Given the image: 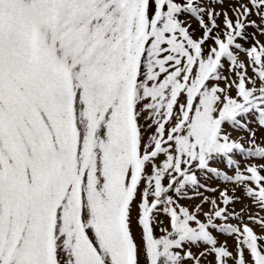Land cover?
I'll return each instance as SVG.
<instances>
[{"label": "snow or ice", "instance_id": "6c2138e0", "mask_svg": "<svg viewBox=\"0 0 264 264\" xmlns=\"http://www.w3.org/2000/svg\"><path fill=\"white\" fill-rule=\"evenodd\" d=\"M232 10L235 20L204 0H0V264H227L212 230L235 237V264L245 252L264 264V236L216 223L237 218L236 198L199 192L201 174L219 177L264 210V164L241 171L234 158L264 160V44L241 43L258 27L251 15L264 23V0ZM186 189L201 204L170 194Z\"/></svg>", "mask_w": 264, "mask_h": 264}, {"label": "rangeland", "instance_id": "374dc122", "mask_svg": "<svg viewBox=\"0 0 264 264\" xmlns=\"http://www.w3.org/2000/svg\"><path fill=\"white\" fill-rule=\"evenodd\" d=\"M240 2H247V0H240ZM205 4H210L211 8H213L216 12L223 13L225 11L228 12V16L235 20V13L232 9L238 6V0H204ZM205 19H207L205 17ZM217 24L220 25V29H223L224 24V16L221 14L217 18ZM249 20L256 21V24L258 27H247L246 33L248 35V39L246 41H241L244 48L251 47L254 43L257 41L260 44H264V35L260 34V28L264 27V23L261 22L260 18L253 14L249 17ZM192 25V29L196 32L197 35H200V29L198 27V23L195 19H191L189 21ZM239 59L241 61L247 62V57L241 53ZM224 74L228 75V68L227 66L224 69ZM248 75L252 76V68H248ZM235 79V77H232ZM235 94L234 91L232 93ZM253 128H255V124L252 125ZM234 138L240 139L244 142V146L250 147V145L247 143V134L245 132H233L232 133ZM257 144L260 146H264V132H257ZM236 160L240 162L241 165V171H243L248 165L254 164V165H260L264 164V160H261L259 157H249L247 155H240L237 154L234 156ZM213 167L218 168L220 171H227L229 175L233 174L232 169H228L226 167V164L220 160V158H217L215 162L212 164ZM264 174V173H262ZM201 183L207 185L208 190L205 191L204 188H200L199 192L202 193L204 197H208L210 200L215 199L217 200L218 204H221L219 192L223 190H227L229 192V195L234 196L236 198L235 202L228 206L229 213H235L237 218H232L230 215V218L228 221H222V220H216L217 224H224L228 223L233 226H240L242 227L243 224L247 223L250 227L253 228L254 232L258 236H264V229H262L259 225L253 224L249 221V216H260L264 217V210H261L258 204L251 198L244 195L241 188L237 185H234L232 183H225L221 178L215 177V176H209L205 177V175H200ZM254 187V185H253ZM212 189H215L216 191L213 192ZM172 195V198L174 200H177L178 203L192 207L194 205L201 204V196L197 195L194 191L190 189H186L184 193L181 196H177V194L173 191L170 193ZM191 196L193 199L189 200L186 197ZM221 206H223L221 204ZM212 210L211 204H204L203 205V211L209 212ZM202 222H206V217H204L202 214L199 217ZM159 220L164 221L163 225L157 224L156 225V234L159 235L160 228L167 226V219L164 216H160ZM195 226V225H193ZM133 231L136 235L137 243H140V229L138 227H133ZM213 235L216 237L218 241V246L225 245L228 249V251L232 252L233 258H229L227 260V264H235V256H236V240L234 236H230L226 233H221L215 230H212ZM262 245H264V241H259ZM201 249L194 248L193 252L195 255H199V251ZM246 260L248 261V264H251V259L248 256L247 252H245ZM201 264H215V257L212 254L207 255L206 258L202 259Z\"/></svg>", "mask_w": 264, "mask_h": 264}]
</instances>
